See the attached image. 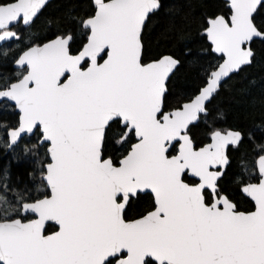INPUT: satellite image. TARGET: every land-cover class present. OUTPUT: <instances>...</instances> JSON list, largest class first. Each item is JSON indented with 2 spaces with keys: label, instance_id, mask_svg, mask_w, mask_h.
Masks as SVG:
<instances>
[{
  "label": "snow or ice",
  "instance_id": "obj_1",
  "mask_svg": "<svg viewBox=\"0 0 264 264\" xmlns=\"http://www.w3.org/2000/svg\"><path fill=\"white\" fill-rule=\"evenodd\" d=\"M0 157V264H264V0H0Z\"/></svg>",
  "mask_w": 264,
  "mask_h": 264
},
{
  "label": "trees",
  "instance_id": "obj_2",
  "mask_svg": "<svg viewBox=\"0 0 264 264\" xmlns=\"http://www.w3.org/2000/svg\"><path fill=\"white\" fill-rule=\"evenodd\" d=\"M252 78L256 79L257 81H259L260 79V73L258 70L254 71L252 74ZM237 87H239V85H237ZM227 93L225 94L226 98L224 100V107L226 108V110L228 109L229 105L232 104L233 106H235V102L234 101H230L227 99ZM8 163V159L4 158V157H0V166H3L5 164ZM17 170H22L23 169V164L16 166Z\"/></svg>",
  "mask_w": 264,
  "mask_h": 264
}]
</instances>
